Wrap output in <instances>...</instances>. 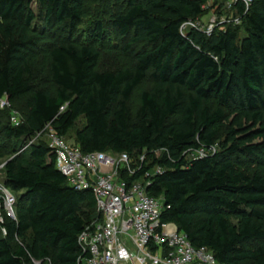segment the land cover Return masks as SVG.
Listing matches in <instances>:
<instances>
[{
  "label": "trees",
  "instance_id": "16d2710c",
  "mask_svg": "<svg viewBox=\"0 0 264 264\" xmlns=\"http://www.w3.org/2000/svg\"><path fill=\"white\" fill-rule=\"evenodd\" d=\"M34 1L0 0V99L23 100L27 108L18 127L3 124L0 111V137L9 143L0 160L13 154L0 175L17 197L16 219L0 220V264L90 258L79 238L102 218L93 191L69 185L46 141L30 144L47 125L66 139L80 120L73 145L83 154H127L135 162L145 155L129 182L161 169L147 191L164 200L162 223L176 224L220 264H264V0L253 1L243 27L211 36L183 31L206 15L207 0H115L110 27L135 64L103 72V23L84 44L45 42L54 30L71 38L87 17V3L110 0H37L43 28L33 27ZM42 50L54 93L35 83ZM148 79L152 87L133 117L129 104ZM201 150L205 157L190 158ZM248 164L258 169L244 171Z\"/></svg>",
  "mask_w": 264,
  "mask_h": 264
},
{
  "label": "built area",
  "instance_id": "2783aa9c",
  "mask_svg": "<svg viewBox=\"0 0 264 264\" xmlns=\"http://www.w3.org/2000/svg\"><path fill=\"white\" fill-rule=\"evenodd\" d=\"M254 0H207L204 10L210 20H190L183 31L197 29L211 36L217 29L243 27V18ZM242 7V9L240 8ZM243 12V13H242ZM6 98L0 99V110L11 108ZM12 125L22 121L13 117ZM46 137L53 151L57 169L68 179L71 187L91 189L96 199L101 221L89 226L79 241L89 251L84 264H220L207 247L193 246L176 224L162 223L163 198L149 195L151 177L161 173L159 167L141 179L129 182L146 160L145 155L135 162L129 155L109 152L83 154L79 148L60 137L49 125L30 141ZM216 152V147L212 148ZM195 158L207 155L201 150ZM16 195L0 181V220L16 219Z\"/></svg>",
  "mask_w": 264,
  "mask_h": 264
},
{
  "label": "rangeland",
  "instance_id": "374dc122",
  "mask_svg": "<svg viewBox=\"0 0 264 264\" xmlns=\"http://www.w3.org/2000/svg\"><path fill=\"white\" fill-rule=\"evenodd\" d=\"M115 0H110V5H100V4H94V3H87V17L80 23V25L76 28V30L73 33V36L71 38L67 37L66 35H60L57 32L53 31V34H50L52 38H48V40L45 43H51L53 41L56 42H76L77 44H84L89 37H91V32H93L94 25L96 23H103L106 27V37L102 43V45L99 47V51L101 53V58L98 65L99 71H118L120 69L125 68H132L135 64V61L129 57H126L122 52V45L123 42L120 38H118L115 35V31L112 30L110 27V18H109V11H112V5ZM32 8L37 16V20L33 22V27L36 28H43L44 26V15L45 11L43 6L39 4L37 0L34 1ZM211 15L206 13V15L203 17V21L207 22L210 20ZM53 30V29H52ZM48 34L51 33V31H46ZM242 36H245V32H242ZM45 51V52H44ZM49 66H50V58L46 50H42V52L39 53L35 60V65L33 67V73L35 77V83L37 85H40L44 88H49L53 93L55 91V88L53 86V83L51 81V77L49 75ZM152 87V82L148 79L146 80L140 88L134 92V95L132 97V100L129 104L132 116L135 117L137 114V111L140 108L141 101L140 97L143 91L149 90ZM2 111V121L3 124H9L12 121L13 117H18L21 121L25 119L27 108L24 103V101H20L14 105H12L11 108H7ZM83 126V120H80L76 124V128L70 132V134L66 137L68 142L70 144H75V138H76V131L77 129H80ZM228 128V127H226ZM226 131L222 134V139L220 141L224 142L226 137ZM43 140H46V137H43ZM13 146V144L11 145ZM219 143L216 146V150L219 149ZM9 148V143L2 137H0V149L6 150ZM24 149V146L22 148H15L13 153H19ZM12 155H7L5 158L0 160V170L5 166V163L7 160L12 157ZM197 154H192L190 158H195ZM257 166L253 164H248L245 167H243L244 171H247L249 173H253L255 170H257ZM154 173V170L152 171ZM2 176L0 175V181L2 180Z\"/></svg>",
  "mask_w": 264,
  "mask_h": 264
}]
</instances>
